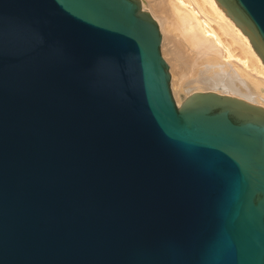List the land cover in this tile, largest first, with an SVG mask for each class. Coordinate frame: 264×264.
I'll return each instance as SVG.
<instances>
[{
    "label": "water",
    "instance_id": "1",
    "mask_svg": "<svg viewBox=\"0 0 264 264\" xmlns=\"http://www.w3.org/2000/svg\"><path fill=\"white\" fill-rule=\"evenodd\" d=\"M264 64V0H216ZM139 0H0V264H264V109L180 108Z\"/></svg>",
    "mask_w": 264,
    "mask_h": 264
},
{
    "label": "bare ground",
    "instance_id": "2",
    "mask_svg": "<svg viewBox=\"0 0 264 264\" xmlns=\"http://www.w3.org/2000/svg\"><path fill=\"white\" fill-rule=\"evenodd\" d=\"M157 22L177 105L213 93L264 109V64L216 0H139Z\"/></svg>",
    "mask_w": 264,
    "mask_h": 264
},
{
    "label": "rangeland",
    "instance_id": "3",
    "mask_svg": "<svg viewBox=\"0 0 264 264\" xmlns=\"http://www.w3.org/2000/svg\"><path fill=\"white\" fill-rule=\"evenodd\" d=\"M163 56V55H162ZM163 59H164V57H163ZM165 60V59H164ZM165 62H166V60H165ZM167 63V62H166ZM167 65H168V63H167ZM169 66V65H168ZM169 73H170V70H169ZM170 75H171V73H170ZM171 92H172V95H173V98H174V100H175V102H176V99H175V96H174V93H173V88H172V84H171ZM176 105H177V102H176ZM177 107L178 108H180L178 105H177Z\"/></svg>",
    "mask_w": 264,
    "mask_h": 264
}]
</instances>
